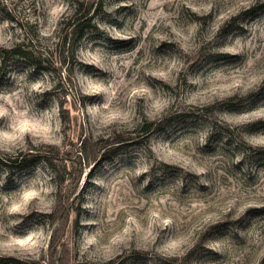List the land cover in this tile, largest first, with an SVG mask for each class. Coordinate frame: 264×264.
<instances>
[{
  "label": "rangeland",
  "instance_id": "374dc122",
  "mask_svg": "<svg viewBox=\"0 0 264 264\" xmlns=\"http://www.w3.org/2000/svg\"><path fill=\"white\" fill-rule=\"evenodd\" d=\"M74 1L0 0V55ZM103 2L74 63L0 71V150L54 161L0 167V258L264 264V0Z\"/></svg>",
  "mask_w": 264,
  "mask_h": 264
},
{
  "label": "trees",
  "instance_id": "16d2710c",
  "mask_svg": "<svg viewBox=\"0 0 264 264\" xmlns=\"http://www.w3.org/2000/svg\"><path fill=\"white\" fill-rule=\"evenodd\" d=\"M103 0H94L89 3L84 0H75L71 5V14L63 19L62 28L58 42L55 48L46 47L43 52L37 49L42 45V36L39 34L37 27H29L20 24V31L23 32L21 38L10 49L3 50L0 57V71L2 72L6 67L11 56L16 57L22 63L28 64L30 69L35 72L53 73L61 70L67 64H72L76 60V47L84 39L88 29H97L94 22V17L103 10ZM8 15L9 13L6 12ZM28 25V23H27ZM59 53V58L52 59L53 52ZM52 52V53H50ZM61 54V55H60ZM50 58L52 60H50ZM71 75V73L68 74ZM69 79H71L69 77ZM63 80H61L62 82ZM164 122H145L142 125L144 138H149L152 134L162 129ZM259 154V153H258ZM261 158H264V150L260 153ZM44 160L45 162L54 165L52 158L47 154L29 155L20 153L19 155H9L0 150V167L7 168H22L28 165L31 161ZM131 257L137 261L147 260L146 254L141 252H133ZM0 261L3 264H29L11 257H1Z\"/></svg>",
  "mask_w": 264,
  "mask_h": 264
}]
</instances>
